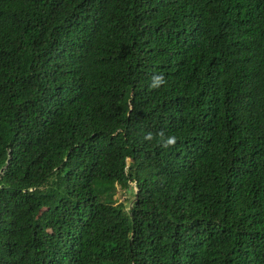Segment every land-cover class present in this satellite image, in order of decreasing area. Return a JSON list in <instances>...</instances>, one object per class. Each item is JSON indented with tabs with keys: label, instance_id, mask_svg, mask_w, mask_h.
Listing matches in <instances>:
<instances>
[{
	"label": "trees",
	"instance_id": "obj_1",
	"mask_svg": "<svg viewBox=\"0 0 264 264\" xmlns=\"http://www.w3.org/2000/svg\"><path fill=\"white\" fill-rule=\"evenodd\" d=\"M0 264H264V0H0Z\"/></svg>",
	"mask_w": 264,
	"mask_h": 264
},
{
	"label": "rangeland",
	"instance_id": "obj_2",
	"mask_svg": "<svg viewBox=\"0 0 264 264\" xmlns=\"http://www.w3.org/2000/svg\"><path fill=\"white\" fill-rule=\"evenodd\" d=\"M115 198H116L117 202H121L125 198H127V196L125 195V188L124 187H118V191H117Z\"/></svg>",
	"mask_w": 264,
	"mask_h": 264
},
{
	"label": "clouds",
	"instance_id": "obj_3",
	"mask_svg": "<svg viewBox=\"0 0 264 264\" xmlns=\"http://www.w3.org/2000/svg\"><path fill=\"white\" fill-rule=\"evenodd\" d=\"M159 77H156V78H154L153 79V85H155L158 81H159ZM173 141H174V137H171V136H169L166 140H165V144H171V143H173Z\"/></svg>",
	"mask_w": 264,
	"mask_h": 264
}]
</instances>
